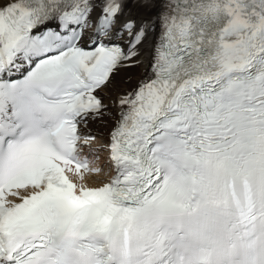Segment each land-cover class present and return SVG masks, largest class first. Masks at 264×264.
I'll return each mask as SVG.
<instances>
[{
	"label": "snow or ice",
	"instance_id": "obj_1",
	"mask_svg": "<svg viewBox=\"0 0 264 264\" xmlns=\"http://www.w3.org/2000/svg\"><path fill=\"white\" fill-rule=\"evenodd\" d=\"M0 264H264V0H0Z\"/></svg>",
	"mask_w": 264,
	"mask_h": 264
},
{
	"label": "bare ground",
	"instance_id": "obj_2",
	"mask_svg": "<svg viewBox=\"0 0 264 264\" xmlns=\"http://www.w3.org/2000/svg\"><path fill=\"white\" fill-rule=\"evenodd\" d=\"M153 22L155 21V17H152ZM157 31H159V29L157 28ZM153 37L149 38V41H147L144 45V49L147 50L150 46V43L152 41ZM145 66H147V60L145 61ZM144 71L143 68H138L134 70V75L135 76H139L140 73ZM128 73L122 71L118 77V79H122L125 76H127ZM107 103V101H106ZM110 130V126L106 127L105 124L103 122L97 121L93 124L90 125L89 127V131H91L93 134H95L97 136V143H106V139L108 137V132ZM95 146V145H94Z\"/></svg>",
	"mask_w": 264,
	"mask_h": 264
}]
</instances>
